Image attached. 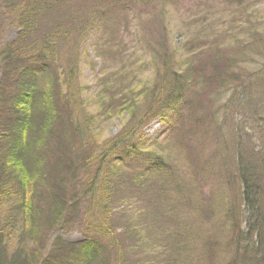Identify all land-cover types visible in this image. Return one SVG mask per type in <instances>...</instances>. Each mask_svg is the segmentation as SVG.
Segmentation results:
<instances>
[{
  "label": "trees",
  "instance_id": "trees-1",
  "mask_svg": "<svg viewBox=\"0 0 264 264\" xmlns=\"http://www.w3.org/2000/svg\"><path fill=\"white\" fill-rule=\"evenodd\" d=\"M154 1L0 0V36L6 24L17 30L0 46V264H264V128L256 137L246 120L260 117L264 104V89L253 88L258 75L236 74L234 58L220 49L194 55L185 74L163 84L166 105L151 113L171 112L172 118L156 115L165 122L163 137L148 146L132 140L144 122L132 120L133 130L102 152L87 149L71 118L73 93L69 86L62 93L53 77L60 74L56 41L74 33L100 41L104 31L127 29ZM156 1L160 7L180 0ZM145 13L153 18L154 11ZM248 78L230 137L221 138V166L215 154H202L205 136L195 130L213 139L221 130L216 121L225 122L212 106L204 112L190 103L194 118L185 122L182 95L193 89L196 104L207 85ZM157 144L163 153L149 149ZM229 175L237 181L236 200ZM72 228L80 239L56 235Z\"/></svg>",
  "mask_w": 264,
  "mask_h": 264
},
{
  "label": "rangeland",
  "instance_id": "rangeland-1",
  "mask_svg": "<svg viewBox=\"0 0 264 264\" xmlns=\"http://www.w3.org/2000/svg\"><path fill=\"white\" fill-rule=\"evenodd\" d=\"M158 5L155 0L152 8L140 9L142 13L133 15L127 29L120 26L104 31V37L97 35L100 41L90 36L86 40L75 33L65 41L61 38L56 41V55L52 57L60 74L53 77L57 86H61L62 93L66 92L68 86L73 93L71 118L81 127V131L84 130L89 150L102 152L104 145L110 144L120 134L131 132L133 126L130 129L129 126L133 124L132 120L144 121L136 135L133 134L132 140H139L148 146L162 138L165 122L156 115L173 116L167 109L152 116L151 113L158 104L163 107L166 105L162 101L165 92L161 99L163 84L178 72L185 74L191 63L199 57L219 55L218 49L234 58L236 74L246 76L250 71L254 72L258 76L254 77L253 88L257 92L264 89V78L259 77V73H264V0H180L172 5ZM150 11H154L153 18L147 20L149 14L145 12ZM75 27L80 29L77 24ZM16 33L14 27L6 24L0 36V46L13 41ZM163 52L169 56L166 62L161 56ZM194 55L199 57L194 58ZM198 67L203 68L201 65ZM66 68L68 81L65 83L63 71L66 74ZM248 84L249 78L239 84L207 85V96L197 100L196 104L192 100L193 89H187L182 95L181 118L185 122H189V116L194 118L190 104L196 105L198 110L204 109V112H209L212 106L211 111L225 122L221 125L216 121L215 130L218 127L221 130H217L218 134L213 139L208 138L203 129L195 130L197 135L205 136V143L200 147L202 154H215V163L221 166L222 157L225 156L221 138L230 137V123L237 116V100L243 90H247ZM256 99L262 98L259 96ZM158 100L161 101L158 103ZM258 109L260 117L246 118L249 124L256 126V137L264 128V104ZM194 114L199 116L198 112ZM205 118H208L207 114ZM211 125L207 132L213 137L214 124L211 122ZM150 147L157 153H163L166 149L158 148V144ZM227 160L231 164V156ZM91 166L95 167V163L92 162ZM229 177L232 181L229 189H232L231 197L236 200L237 181L231 175ZM193 229L196 230L195 227ZM56 235L68 240L81 238V233L75 228ZM33 247V243H27L28 250L31 251Z\"/></svg>",
  "mask_w": 264,
  "mask_h": 264
}]
</instances>
